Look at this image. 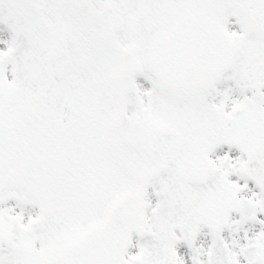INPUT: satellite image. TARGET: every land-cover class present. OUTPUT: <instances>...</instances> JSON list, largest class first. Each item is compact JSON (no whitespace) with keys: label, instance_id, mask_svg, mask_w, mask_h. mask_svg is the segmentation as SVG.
Here are the masks:
<instances>
[{"label":"snow or ice","instance_id":"6c2138e0","mask_svg":"<svg viewBox=\"0 0 264 264\" xmlns=\"http://www.w3.org/2000/svg\"><path fill=\"white\" fill-rule=\"evenodd\" d=\"M0 264H264V0H0Z\"/></svg>","mask_w":264,"mask_h":264}]
</instances>
